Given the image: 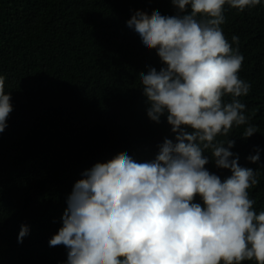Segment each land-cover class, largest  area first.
Segmentation results:
<instances>
[{
    "label": "trees",
    "instance_id": "obj_1",
    "mask_svg": "<svg viewBox=\"0 0 264 264\" xmlns=\"http://www.w3.org/2000/svg\"><path fill=\"white\" fill-rule=\"evenodd\" d=\"M154 9L165 16L177 11L171 0H0V75L13 107L0 133V264H66L68 249L50 247L49 240L63 226L82 174L121 152L137 163L152 161L165 138L174 140L166 115L160 123L148 118L139 78L163 65L127 26L137 10ZM224 15L225 37L231 43L239 36V75L251 84L239 99L258 132L243 138L245 125L217 139L234 140L230 151L239 165L259 173L249 191L258 214L264 211V0L242 13L225 5ZM257 150L260 159L251 163L247 157ZM205 155L210 172L222 180L231 175L215 166L210 151ZM194 202L202 203L198 196ZM22 224L30 233L19 243Z\"/></svg>",
    "mask_w": 264,
    "mask_h": 264
},
{
    "label": "clouds",
    "instance_id": "obj_2",
    "mask_svg": "<svg viewBox=\"0 0 264 264\" xmlns=\"http://www.w3.org/2000/svg\"><path fill=\"white\" fill-rule=\"evenodd\" d=\"M171 3L175 15L137 10L127 26L163 65L139 78L148 118L160 123L166 115L174 140L165 138L152 161L137 163L121 152L82 174L67 198L63 226L49 240L50 247L68 249L66 264H264V211L257 214L249 195L259 173L239 165L230 151L234 140L217 139L245 125L243 138L258 132L239 99L251 90L239 75V36L230 43L221 26L225 5L242 13L262 0ZM12 111L0 75V133ZM209 151L229 177L205 167ZM247 159L257 163L259 150ZM197 196L202 203L194 202ZM29 233L22 224L18 242Z\"/></svg>",
    "mask_w": 264,
    "mask_h": 264
}]
</instances>
